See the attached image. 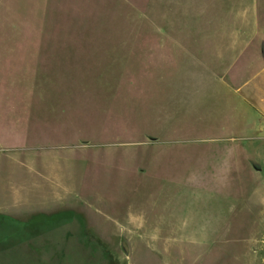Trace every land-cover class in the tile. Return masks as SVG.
I'll return each mask as SVG.
<instances>
[{
	"label": "rangeland",
	"instance_id": "rangeland-1",
	"mask_svg": "<svg viewBox=\"0 0 264 264\" xmlns=\"http://www.w3.org/2000/svg\"><path fill=\"white\" fill-rule=\"evenodd\" d=\"M194 33L0 0V264H264V132L183 77Z\"/></svg>",
	"mask_w": 264,
	"mask_h": 264
},
{
	"label": "crops",
	"instance_id": "crops-1",
	"mask_svg": "<svg viewBox=\"0 0 264 264\" xmlns=\"http://www.w3.org/2000/svg\"><path fill=\"white\" fill-rule=\"evenodd\" d=\"M165 23L196 35L172 41L198 68L183 77L229 101L244 127L264 132V0H165Z\"/></svg>",
	"mask_w": 264,
	"mask_h": 264
}]
</instances>
